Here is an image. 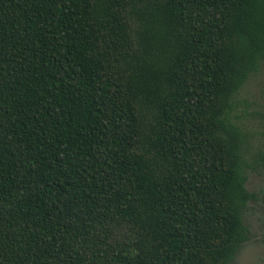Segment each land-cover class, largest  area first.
Returning a JSON list of instances; mask_svg holds the SVG:
<instances>
[{"label": "trees", "instance_id": "obj_1", "mask_svg": "<svg viewBox=\"0 0 264 264\" xmlns=\"http://www.w3.org/2000/svg\"><path fill=\"white\" fill-rule=\"evenodd\" d=\"M261 67L264 0H0V264H232Z\"/></svg>", "mask_w": 264, "mask_h": 264}, {"label": "rangeland", "instance_id": "obj_2", "mask_svg": "<svg viewBox=\"0 0 264 264\" xmlns=\"http://www.w3.org/2000/svg\"><path fill=\"white\" fill-rule=\"evenodd\" d=\"M237 99L246 105L241 122L252 134V145L260 144L264 141V67L250 76ZM246 185L257 199L249 202L244 213L250 236L232 264H264V167L249 172Z\"/></svg>", "mask_w": 264, "mask_h": 264}]
</instances>
